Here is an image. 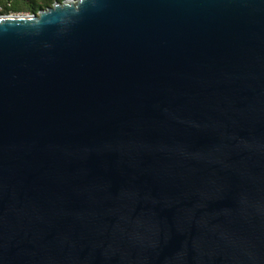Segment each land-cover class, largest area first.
<instances>
[{
	"label": "water",
	"instance_id": "obj_1",
	"mask_svg": "<svg viewBox=\"0 0 264 264\" xmlns=\"http://www.w3.org/2000/svg\"><path fill=\"white\" fill-rule=\"evenodd\" d=\"M0 264H264V0L0 15Z\"/></svg>",
	"mask_w": 264,
	"mask_h": 264
},
{
	"label": "trees",
	"instance_id": "obj_2",
	"mask_svg": "<svg viewBox=\"0 0 264 264\" xmlns=\"http://www.w3.org/2000/svg\"><path fill=\"white\" fill-rule=\"evenodd\" d=\"M64 0H0V15L28 13L36 14L38 11L50 7L54 2Z\"/></svg>",
	"mask_w": 264,
	"mask_h": 264
},
{
	"label": "rangeland",
	"instance_id": "obj_3",
	"mask_svg": "<svg viewBox=\"0 0 264 264\" xmlns=\"http://www.w3.org/2000/svg\"><path fill=\"white\" fill-rule=\"evenodd\" d=\"M19 15H28V13H26V12L25 13H19Z\"/></svg>",
	"mask_w": 264,
	"mask_h": 264
}]
</instances>
